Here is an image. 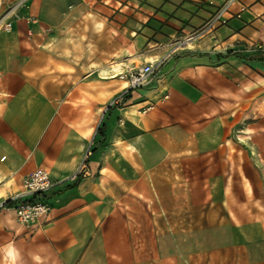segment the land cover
I'll return each mask as SVG.
<instances>
[{
	"label": "crops",
	"instance_id": "0c3cea01",
	"mask_svg": "<svg viewBox=\"0 0 264 264\" xmlns=\"http://www.w3.org/2000/svg\"><path fill=\"white\" fill-rule=\"evenodd\" d=\"M225 1L0 0V203L88 169L0 264H264V0L187 41Z\"/></svg>",
	"mask_w": 264,
	"mask_h": 264
},
{
	"label": "built area",
	"instance_id": "2783aa9c",
	"mask_svg": "<svg viewBox=\"0 0 264 264\" xmlns=\"http://www.w3.org/2000/svg\"><path fill=\"white\" fill-rule=\"evenodd\" d=\"M242 0H226L206 21L194 32L187 41H193L211 34L217 27L227 23V14L233 4L240 5ZM245 11L244 6H240V13ZM9 27V25H7ZM182 42L181 44H184ZM161 61L148 62L126 74L127 86L115 102H121L125 96L137 89L149 85L157 73ZM87 153L81 163L67 177L59 180H52L49 175L37 169L29 173L23 180L22 190L19 194L6 202L0 203V210H10L13 212L16 221L23 227L29 229L39 219L46 217L51 206L48 202V195L58 187L73 184L88 176L86 166Z\"/></svg>",
	"mask_w": 264,
	"mask_h": 264
},
{
	"label": "rangeland",
	"instance_id": "374dc122",
	"mask_svg": "<svg viewBox=\"0 0 264 264\" xmlns=\"http://www.w3.org/2000/svg\"><path fill=\"white\" fill-rule=\"evenodd\" d=\"M139 64H137V66H138ZM140 67V66H139ZM137 67H135V68H130V69H128V71L127 72H129V71H132V70H134V69H136ZM126 74V73H125Z\"/></svg>",
	"mask_w": 264,
	"mask_h": 264
}]
</instances>
